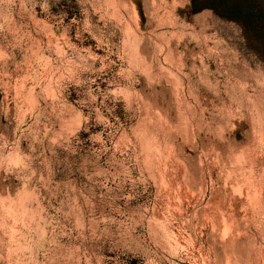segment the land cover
Masks as SVG:
<instances>
[{"label":"clouds","instance_id":"clouds-1","mask_svg":"<svg viewBox=\"0 0 264 264\" xmlns=\"http://www.w3.org/2000/svg\"><path fill=\"white\" fill-rule=\"evenodd\" d=\"M0 264H264V0H0Z\"/></svg>","mask_w":264,"mask_h":264}]
</instances>
